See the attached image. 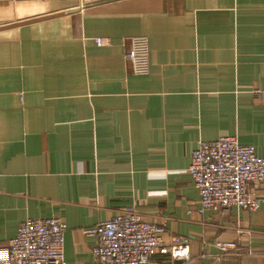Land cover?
I'll return each instance as SVG.
<instances>
[{"label": "crops", "instance_id": "crops-1", "mask_svg": "<svg viewBox=\"0 0 264 264\" xmlns=\"http://www.w3.org/2000/svg\"><path fill=\"white\" fill-rule=\"evenodd\" d=\"M225 136L264 154V0H0V254L59 217L64 264H95L84 231L134 209L189 264H264V206L198 213L191 151Z\"/></svg>", "mask_w": 264, "mask_h": 264}, {"label": "built area", "instance_id": "built-area-1", "mask_svg": "<svg viewBox=\"0 0 264 264\" xmlns=\"http://www.w3.org/2000/svg\"><path fill=\"white\" fill-rule=\"evenodd\" d=\"M94 42L104 45L102 38ZM126 58L134 74L148 73L145 37L131 38ZM187 172L198 194L200 214L232 207L253 212L264 206V154L257 155L252 145H241L234 137L199 140ZM65 231L59 217L20 222L8 241L9 250L0 254V264H64ZM84 232L96 239L91 250L95 264H149L156 256L169 264L190 262L187 237H167L163 227L145 221L134 209H122ZM214 247L221 254L237 251L228 241H216Z\"/></svg>", "mask_w": 264, "mask_h": 264}]
</instances>
